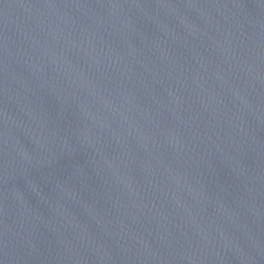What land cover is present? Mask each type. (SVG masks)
<instances>
[{
	"label": "water",
	"instance_id": "95a60500",
	"mask_svg": "<svg viewBox=\"0 0 264 264\" xmlns=\"http://www.w3.org/2000/svg\"><path fill=\"white\" fill-rule=\"evenodd\" d=\"M0 264H264V0H0Z\"/></svg>",
	"mask_w": 264,
	"mask_h": 264
}]
</instances>
